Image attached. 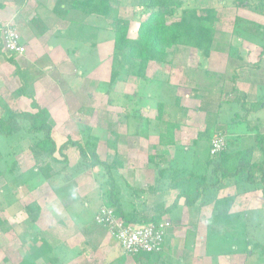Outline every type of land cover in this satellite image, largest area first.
I'll return each instance as SVG.
<instances>
[{"label":"rangeland","instance_id":"1","mask_svg":"<svg viewBox=\"0 0 264 264\" xmlns=\"http://www.w3.org/2000/svg\"><path fill=\"white\" fill-rule=\"evenodd\" d=\"M3 1L7 2L6 0H0V4H2L1 2ZM118 1L119 0H113V6L118 8V15L121 19H126L131 22L129 36L134 38L136 37L139 20L134 18L133 13L135 12L138 18L140 10L118 5ZM248 1L249 5L237 6L233 5V0H185L187 7H194L199 10L215 8L216 17L220 18L219 21L214 23V29L216 30V45L210 53L209 58L205 61L201 58V52L194 49L176 47L168 50L165 61L163 62V64H165L163 67L164 71L162 70L161 72L163 73H160V78L164 80L165 83L161 84V86L159 85L160 87L158 86L157 79L154 78L155 76L152 75V77H147L152 74V71H147L150 65L147 66L144 73L145 79H142L138 73V61L125 58L121 60L122 62L119 66V69H122L119 77L121 79L114 84L109 92L110 74L112 65L114 64L112 46L113 23H110L102 17V24L100 25H102L103 28L101 38L104 41V47L101 50L100 57L97 56L96 59L91 58L90 60H84L83 63L79 64H75L71 57H69L72 63L65 64L58 73L45 70L43 67L40 68L44 73H42L40 69L33 72V76L48 77V79L40 80L41 83L37 86L38 91L36 89H30L29 92L30 94H36L38 92L37 94L40 96L37 95L39 97L36 101L37 104L48 110L50 114V124L54 132L53 134L57 147L67 140L78 141L82 144V138L84 135H87V133L92 138H96V153L102 161L108 162L114 159L115 156L122 161L123 166L121 169L117 170L116 173L119 176L118 182L120 184V192L123 196L128 198L130 196L129 191L124 186V183H127L126 174L130 172V165L132 163L130 154H132L133 151L139 154L136 163L144 165L146 156L159 153L164 147L162 154H184L181 159V163L184 166L183 171L189 170L192 166L191 159H195V156L198 154L203 155L205 151L203 148L204 145L206 142L208 145L210 143V141L201 143V141L195 139L197 133L202 131L205 126V113L199 110V106L202 104H209L210 108L213 109L214 105L219 103L220 107L218 109V119L214 134L220 133L225 135L226 131L230 130V126H232L229 121L226 122L225 118L238 112L235 106L233 108L229 104L225 105V103H233L232 101L236 94L241 96L244 95L240 90L242 88L240 84L237 87L228 77V73H232L233 71V67H229L227 62L230 58L229 55L233 53V58L239 56V59L241 58L244 62L245 59L258 62L260 58L261 48L259 45L249 40H237V38H234L232 35L233 20L236 16L247 20H255L254 22H259L258 24L264 25V17L254 13L251 10L253 1ZM6 23L1 24V26ZM71 29L73 31L74 27ZM88 30L93 31L91 29ZM83 36L88 37L89 32L79 34V37L82 38ZM74 42L78 44L76 39ZM86 42H88V40H86ZM75 47L78 48V45H75ZM89 52H91V50H89ZM209 59L213 61V64L210 62L208 64ZM261 59L263 61L262 65L264 66V55ZM40 63H42V59L40 58L35 61V64L40 65ZM30 76H32L31 73L26 72L24 74V77L28 79V86L33 83ZM262 78H264V74ZM176 80H178V87L182 88L179 92L174 83ZM13 81V83H11V81H7V83L3 81L4 86L0 88V101H4L14 112L24 111L34 113L35 110L31 109L29 105L30 100L28 98L21 97L19 102H17V99L14 100L11 97L14 90L19 87L15 78ZM193 86L195 90L197 89L200 93L199 96H195V94L192 95L191 91H193ZM234 87L237 90L235 92L232 90ZM27 88L26 91L28 92ZM172 88L175 89L172 90ZM261 92L264 94L263 88ZM171 95L174 98L180 99V106L187 111V119L183 121L180 129L174 133L177 135L179 131L178 136L174 137V141L176 140L177 142L175 141L172 146H166L156 143L158 135V133H154L158 132V125L155 121L157 114L156 104L161 102L164 103V110L168 113L165 119L170 118L178 121L177 106H179V104L176 105V102L171 99ZM248 99L249 98L246 97V100ZM137 112L140 114L141 118L144 119V116H146L145 119L149 120L147 137L142 134L140 129L144 120L141 119V124H135L134 120ZM3 113L4 110L0 104V117ZM228 114L230 115L228 116ZM240 115L241 113L239 116ZM235 122L238 124H236V126H238L239 132L246 131L245 123H240V118H237ZM22 124L24 125L25 123ZM183 128L186 133L182 132ZM180 136L185 142L183 145L180 144V142L178 144V138ZM39 137L40 136L33 137V135L27 133L25 129L9 137L0 135V169L4 172L3 178H0L1 187L4 184L3 179H6V174L9 175L7 182H9L10 177L12 178L10 185L13 187L14 178L16 177L15 174H17L22 177L21 181L26 187V190L31 192L27 187L30 185L29 183L34 177L37 168L41 167L43 160H46L45 158L39 157L36 159L30 149L36 142L35 139ZM144 137L146 138L145 140H143ZM194 140L195 144L191 145V142ZM249 148V145L243 148L245 153ZM254 149L255 148H252L248 154L250 159L254 154ZM63 153L67 162L63 163V155L56 153L53 157L55 160L60 161V164H53V169L56 172L62 168V171H60L61 176L66 179H59L55 181L52 186L56 188L59 187L63 190L59 194L65 193L71 195L72 198H68L71 200L74 194H79V192H75L77 190L76 188H78V184L84 186L85 189L86 185H88V190H90L84 194L86 196L84 199L78 198V200L68 204L66 207V214H68V217L73 221L76 228H81V232L88 230L92 234L97 233V237L103 240L102 247L105 255L100 257V259L103 260L101 264H121L117 261L121 256V249L117 245V242L110 239L107 236L106 230L100 226H98L99 230L94 233L92 226L93 219L95 222V214H97L96 212L101 204L100 198L103 202L105 199L104 191L107 184L105 183V177L103 178L101 176L102 171L100 168L83 167L82 165L80 170H78L77 164L80 158L78 152L73 147L66 148ZM135 157L136 156H133L132 159ZM210 161L213 162V164L209 168L207 174L208 176L210 175V182L215 183L218 178L212 174V170L217 161L214 159H210ZM187 172L186 174H188ZM137 177H135L134 180L140 182L139 184H143L142 178ZM148 179L150 183L149 186H151L152 177ZM167 179H170L168 174H166V180ZM129 184H132V182L129 181ZM181 185L184 188L187 186V182L185 181V183ZM149 186L146 187L148 188ZM153 188L157 189L156 186H153ZM80 189L82 188L80 187ZM251 190L254 192L253 187L246 191L250 192ZM258 191H260V189H258ZM56 192L57 191L54 193L55 195H57ZM167 195L168 197L162 195L165 199L161 200L171 205L173 193L168 192ZM262 195L264 197L263 192ZM130 198H133V194ZM157 198L159 197H152V195L147 194L144 199L142 198V203L150 207L149 211H151V209L157 208L154 206V202L157 201ZM0 203L3 204L1 193ZM258 216V213L255 214L252 212L250 218L245 220L243 225H240V223L239 226L235 225L240 240H236L233 235L226 237V234L223 236L222 240L214 245L215 248H212V243L207 246V252L210 254H220V252L226 254L227 251H230L232 247L235 246L241 257L231 258L227 264H238L240 261L241 264L244 261L243 259H246V264H256L258 260L262 261L263 256L261 247L257 246V244L264 246V217L262 216V220H258ZM66 220L69 219L66 217ZM26 221L29 222V220ZM171 221L172 230H174L173 232L176 231V233L172 232V234L176 235L172 239L170 254L178 256L182 243H178V234L182 237H188L189 234L193 232L194 225L197 226L199 220H179L178 223H174L176 220ZM15 222L14 220H0V264H19L25 252L38 254L35 258L38 264H59L63 262L64 259L61 260V258H63L61 255L53 256V254L39 259L43 255L38 251L39 240H28L29 227L25 225L21 226L20 223L17 222L16 224ZM62 237L63 232L61 233V238ZM217 237L220 238L219 236ZM200 241H202V239L199 240L200 250L197 249V251L203 254L204 242ZM191 242H194V240H191ZM61 244L62 243L59 242L58 245ZM185 244L188 246V242ZM186 252L187 250H185L183 255H185ZM243 254L244 256H242ZM126 257L127 258H125L122 264H146L143 260H137L131 256ZM56 261L59 262L56 263ZM94 264L99 263L95 262ZM155 264H174V261L172 259L171 262L168 260L166 263H163L159 259V262Z\"/></svg>","mask_w":264,"mask_h":264},{"label":"trees","instance_id":"2","mask_svg":"<svg viewBox=\"0 0 264 264\" xmlns=\"http://www.w3.org/2000/svg\"><path fill=\"white\" fill-rule=\"evenodd\" d=\"M253 4L251 10L264 17V0H252ZM237 6H246L248 0H233ZM113 0H71L70 7L80 11L82 19L87 18L90 15H97L105 18L110 23H113V65L110 74V90L114 84L121 78V70L119 66L121 60L128 58L131 60L138 61V73L142 79H145V71L149 63H163L167 51L176 47L194 49L201 52V58L203 61L207 60L210 53L215 48L216 30L214 29V23L217 21L215 8L197 9L194 7H187L185 0H119L118 5L127 6L140 10L139 16L134 12V18L139 20L138 28L136 30V37L132 38L129 36L131 22L126 19H121L118 15V8L113 6ZM0 4V9L2 8ZM250 8V7H249ZM142 17V18H141ZM34 23H39L34 20ZM44 31V32H43ZM45 29H40L39 33H45ZM1 33V32H0ZM232 35L237 40H249L261 48L260 58L255 63H244L239 56L233 58V53L230 54L228 59V66L233 67L232 73H228V77L231 82L248 81L256 85H262L261 81H264L262 75L264 74V66L262 65V57L264 55V25L258 24L257 22L247 20L242 17L236 16L233 20ZM21 43V41H20ZM3 46V45H2ZM2 46L0 48V54L7 63L14 67V75L19 76L20 86L14 90L11 97L16 100L21 97L28 98L30 100V107L35 112H14L12 111L4 101H0V104L4 110L3 115L0 117V135L9 137L14 134L20 133L25 129L30 135L40 136L36 138L34 145L30 147L31 152L36 159L45 158L41 167L37 168V171L30 181V185L27 187L29 191L36 190L39 186L44 183L52 185L59 179H66L61 176L60 171H54L53 164H60V161L55 160L53 157L56 153L63 155V151L68 147H73L78 152L80 161L78 162V170L80 167H92L100 168L102 171V177H105L106 189L104 191V202L102 206H105L113 211L115 216L122 220L125 224H138L144 225L149 223L157 224L161 222L164 216L170 214L180 198L184 199V206L189 210L198 211L200 208L195 207V203L201 198L202 194L208 188L207 176L208 169L213 164L210 159L219 161L216 163L212 170V173L217 177V184L220 180H233L242 185L253 187V189H260L264 193V160L261 163L250 164L249 159L244 161L243 157H240L242 151H236L229 153L228 147L234 146L232 138H226V148L215 158H210L203 164L199 165L200 168L205 171L203 174L196 172H189L183 176L182 179L186 180L188 186L193 183L192 190L185 189L179 192L172 202L166 208H153L151 211L141 210L136 212L135 210L129 211L128 202L124 200L122 193L120 192V184L118 182L117 170L121 169L123 163L119 158L115 156L108 162L102 161L96 153V138H92L90 135H84L82 138V144L78 141L67 140L65 143L57 147L52 137V126L50 124V114L48 110L37 104L36 100L27 93L26 88L28 86V79L24 77V74L29 70L26 67L18 66L16 64V55L11 53L3 52ZM33 76L32 70H30ZM31 76V77H32ZM227 77V78H228ZM24 79V80H23ZM175 88H172L174 90ZM233 92L237 91L234 87ZM173 93V91H172ZM172 96V95H171ZM170 96V97H171ZM173 97V96H172ZM179 104V98H172ZM238 112L235 117L240 118V123H245L249 132L255 125L248 121V117L251 113L255 112L259 108L264 107V104L260 103H248L244 95L235 96L232 101ZM164 103H157L156 110L157 114L155 117L156 124L158 125V138L159 144L172 146L174 145V133L179 130L181 124L187 119L186 110L183 107H178V121L167 118V111L164 110ZM219 103L214 105L211 109L209 104H202L199 106V110L205 113V126L202 131L197 133L198 141H210L214 134L215 125L218 119ZM175 108V107H174ZM134 113V111H133ZM241 115L239 116V114ZM140 114L135 115V124H141ZM239 120V119H238ZM143 121V120H142ZM22 123H25L24 125ZM253 125V126H252ZM148 126V123H147ZM147 126H141V132L144 136L148 135ZM253 131V130H252ZM214 134V135H213ZM251 144L249 149L244 154L248 156L252 148H259L264 155V138L259 135L258 132L253 133L250 137ZM210 144V143H209ZM209 155V148H208ZM166 157H152L149 156L148 160L150 163L166 162ZM1 160V158H0ZM67 159L64 157L63 163H66ZM82 165V166H81ZM66 169V168H65ZM159 169L158 174H162L163 170ZM4 172L0 169V178H3ZM174 179V178H171ZM179 178L177 179V181ZM173 181V180H172ZM126 186V183H124ZM154 191L152 186H149L146 191ZM141 188H134L133 191L139 193ZM232 198H226L225 200L218 201L215 203L211 216L206 223V228L210 235L223 237L228 233L236 231V222L238 220L230 219L226 221V217L229 215ZM27 216L30 221L36 223L40 207L37 204L29 206L26 210ZM248 220V218H246ZM226 221V222H225ZM33 237H37L39 240L40 253L47 254L52 250L50 244L39 236L40 231L33 230ZM36 234V235H35ZM261 247L262 261H257L256 264H264V246L257 244ZM153 254L139 253L135 256L138 260H148ZM38 256L36 253L25 252L21 258L19 264H37L35 258ZM122 258V257H121Z\"/></svg>","mask_w":264,"mask_h":264},{"label":"crops","instance_id":"3","mask_svg":"<svg viewBox=\"0 0 264 264\" xmlns=\"http://www.w3.org/2000/svg\"><path fill=\"white\" fill-rule=\"evenodd\" d=\"M6 1L7 2H1L3 7L0 9V27L1 24L6 22H13L17 27V30L20 34L21 44L25 48V54L15 57L16 64L18 66L26 67V69L29 71L32 70V73L37 69H40V71L44 73L40 67H43L45 70H50L58 73L61 71L65 64L72 63L69 57H71L75 64H79L83 63L84 60H90L91 58L96 59L97 56L100 55L101 50L104 47V41L101 38V33L103 32L102 25H100L102 24L101 16L90 15L89 17L82 19V14L80 13V11L72 9L70 7L69 3L71 0ZM217 19V21H219L220 18L217 17ZM34 20H37L39 23H34ZM72 27H74L73 31L71 29ZM45 28V33H39L40 29ZM88 29H91L93 31H90ZM85 32H89L88 37H79L80 33L84 34ZM75 39L78 41V44H75ZM86 40H88V42H86ZM75 45H78V48H76ZM1 46L2 35L0 33V48ZM89 50H91V52H89ZM39 58L42 59V63H40V65L35 64V61ZM210 59L208 60V64L209 62L213 64V61ZM244 63L252 64L255 62L245 59ZM149 65L150 66H148L147 71H152V74L147 77H152L153 75L155 76L154 78L157 79L158 86L164 84L165 81L160 78V73H163L161 71L163 70L165 64L150 63ZM29 71L28 73H31ZM13 77L17 80L20 86L19 76H14V67L11 64L7 63L0 54V88L4 86L3 81H5L6 83L7 81H11V83H13ZM46 78L48 79V77L45 76H30V79L31 81H33V83L27 86V93L30 94V89H36L38 91L37 86H39V84L41 83L40 80ZM261 82L262 85H256L253 83H249L248 81L241 80L236 82V86L238 87V85L240 84L242 88L238 89L243 92L242 94L249 98L248 100H246L248 103L264 104V94L261 92L262 88L264 89V81ZM174 83L179 92L182 88L178 87V80H176ZM37 93L30 94L36 101L39 98L37 96L39 94ZM191 93L192 95L195 94V96H199L200 94L197 89L195 90L194 86ZM20 99L21 98L17 99V102H19ZM228 104L233 108L235 106V104L233 103H225V105ZM229 115L230 114H228V116ZM232 116L225 118L226 122L229 121L232 126H230V130L226 131V136H224L226 138L234 139L232 142L234 146H229L228 152L232 153L239 150L242 151L240 157H243L244 161L249 159L250 164L263 162L264 155L259 148L254 149V154L251 159L249 158V156H244L245 151L243 150V148L251 144L249 137L255 132H258L259 135L264 138V107L259 108L255 112L251 113L248 117V121H251V123L255 125V127L252 128L253 131L251 130L250 132L247 128L245 132H239L238 126H236L237 123L235 122V114L233 113ZM145 118L146 116H144L143 119L144 127L147 126V123L149 121ZM182 132H185L184 128L182 129ZM53 133L54 132L52 131V137L55 141ZM154 133L157 134L158 132ZM178 134L179 131L177 135L174 134V137H177ZM145 139L146 138L144 137L143 140ZM179 142L182 145L185 144V142L181 139V136L178 138V144ZM204 142L206 141H201V143ZM156 143L159 144L158 135ZM194 144L195 140L191 142V145ZM163 148L159 153L146 156L144 165H139V163H136L138 159L137 157L139 155L137 152L133 151L132 154H130L132 163L130 165V172L126 174V188L128 189L130 196H132L133 194V198H130V196L129 198L123 196L124 200L128 202L129 211L135 210L136 212H139L142 209H145L147 211L150 210V207L142 203V200L147 194L152 195V197H159L156 199L157 201L154 202V206H156L157 208L161 209L168 207L169 205L167 204V202L161 200L165 199L162 195H166L168 197V192L173 193L174 201L177 194L185 190V188L188 190L191 189L193 192V183L190 184V186H188L187 184L186 187H182L181 184L185 183L186 181L182 179L183 176L187 175V171V173H189L190 171H194L199 174H203V172L205 171L204 169L200 168L199 165L201 163L203 164L209 158V145L207 142L203 147L205 150L204 154H198L197 156H195V159H191L192 166L187 171H183L184 166L181 163V159L184 154H162V151L164 150ZM162 155L167 158L166 162H159L158 165H156L157 161L155 163H150V161L148 160L149 156L160 157ZM133 156L136 157L132 159ZM218 162L219 161H217V163ZM166 167H168L169 169L163 170L161 175L158 174L159 169H164ZM166 174L170 176V179H167L168 181L166 180ZM5 176L6 179H3L4 184L2 185V187L0 185V193L2 194L3 201V204L0 203V220H14L16 221V224L18 222L21 226L25 225L29 227L28 240L35 239L36 241H38V238L33 237L32 235H34L33 230L40 231L39 236L44 238L47 243L50 244L52 250L47 254L42 255L41 253L42 257H40L39 259L53 254V256L61 255L63 257L61 258V260L64 259L63 262L59 264H94L95 262L101 264L103 262V260L100 259V257L105 255L102 247L103 240L96 235V231L99 230V227L94 222V219L92 226L94 229V233L96 234H92L88 230L81 232V228H76L73 224V221L70 220L68 214H66V207L68 204L78 200V198L84 199L86 197L84 194L90 191L88 190V185H86L85 189L84 186L78 184V188H76L77 190L75 192H79V194H74L73 199L71 200L68 199L72 198L71 195H67L65 193L59 194L61 191H63L59 187L56 188L48 183H45L38 187L36 190L28 192L24 184H22L23 182L21 181V176L15 174L16 177L14 178L13 187L10 185V183L12 182V178L10 177L9 182H7L9 175L6 174ZM137 176L142 178L143 184H139L140 182L134 180V178ZM149 177H152L151 186L153 185L157 187V189L155 188L152 192L151 189L146 191V186H149L150 184L148 181ZM178 178L179 180L177 181ZM129 181H131L132 184H129ZM207 184L208 188L203 192L201 198L198 199L195 203V207L200 208L198 211L189 210L186 206H184V199L180 198L176 208H174L170 214L162 218L163 220H169L171 222V227L168 228L162 252L160 254H153L148 260L142 259L146 264L158 263L159 259L163 263H166L168 260L169 262H171L173 259L174 264H227V262H229L231 258L239 256L241 257L240 253L237 252L235 246H233L230 251H227L226 254L221 252L220 254L208 253L207 246L212 243V248H215L214 245L222 240L223 237L218 238L215 235H210L206 228V223L211 216L212 209L215 203L225 200L226 198H232L233 202L231 203L229 215L224 220L229 221L230 219H235L238 220L236 222V225L239 226V223L240 225H243L245 220H247L246 218H250V214L252 212L255 214L258 213V220H262V216L264 217V197L262 195V191L254 189V192L253 190L247 192L246 190L251 189V186H247L245 184L242 185L240 181L236 183L234 179L220 180L218 184L217 182H210V175L207 176ZM80 187L82 189H80ZM136 187L141 188L142 190L139 193H136V191H133ZM54 189L55 191H57V195L54 194ZM100 200L101 207L103 205V200L101 198ZM49 202H55L62 210V214L56 215L55 213L51 212L48 207ZM34 204H37L40 207V213L36 223L33 224L27 216L26 210L28 206H32ZM66 217L69 220H66ZM26 220H29V222ZM171 220H176L174 221V223H178L179 220H199L197 226L194 225L192 230L193 232L190 233L188 237H182L180 234H178V243L182 242L180 250L178 252V256H173V254H170L172 249V239L176 235L172 234L174 230H172ZM62 232L63 237L61 238ZM173 233H176V231ZM231 235L235 236L236 240H240V236L237 234V231L228 233L226 237H230ZM107 236L110 239L114 240L108 233ZM201 239L204 242L203 254L197 251V249L200 250L199 240ZM191 240H194V242H191ZM59 242H61L62 244L58 245ZM186 242H188V246L185 244ZM185 250H187V252L185 253V255H183ZM120 252L121 256L117 261L122 264L125 258H127L126 256L129 257V255L123 253L122 250H120ZM242 256H244V254ZM243 260L244 261L241 264H246V259ZM57 262L59 261H56V263ZM240 262H238V264H240Z\"/></svg>","mask_w":264,"mask_h":264},{"label":"built area","instance_id":"4","mask_svg":"<svg viewBox=\"0 0 264 264\" xmlns=\"http://www.w3.org/2000/svg\"><path fill=\"white\" fill-rule=\"evenodd\" d=\"M0 32L3 52L16 56H22L25 53V48L20 43V34L13 22L1 26ZM225 148V136L220 133L215 134L209 144L210 158H215ZM95 222L117 242L123 253L131 257L139 253L160 254L164 247L168 228H170L169 220H162L157 224H125L115 216L111 209L105 206L99 208Z\"/></svg>","mask_w":264,"mask_h":264},{"label":"clouds","instance_id":"5","mask_svg":"<svg viewBox=\"0 0 264 264\" xmlns=\"http://www.w3.org/2000/svg\"><path fill=\"white\" fill-rule=\"evenodd\" d=\"M48 207L50 211L55 213L56 215L62 214V210L58 207V205L55 202H49Z\"/></svg>","mask_w":264,"mask_h":264}]
</instances>
